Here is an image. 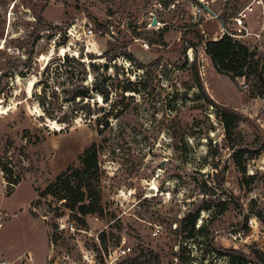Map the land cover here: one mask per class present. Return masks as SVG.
I'll list each match as a JSON object with an SVG mask.
<instances>
[{
    "label": "rangeland",
    "instance_id": "374dc122",
    "mask_svg": "<svg viewBox=\"0 0 264 264\" xmlns=\"http://www.w3.org/2000/svg\"><path fill=\"white\" fill-rule=\"evenodd\" d=\"M204 4L229 31L249 7L255 26L264 17V0H0V264H211V236L223 248L264 252V151L254 148L264 98L209 64L205 41L223 29L216 18L196 20ZM65 55L97 58L89 81L109 64L137 91L101 135L114 94L107 105L97 95L93 123L60 132L41 117L35 85ZM206 95L244 117L237 136L227 138ZM94 143L103 214L81 216L43 193ZM240 148L245 173L233 159ZM204 205L212 209L196 228L205 233H191L184 219ZM124 248L131 254L120 257Z\"/></svg>",
    "mask_w": 264,
    "mask_h": 264
},
{
    "label": "trees",
    "instance_id": "16d2710c",
    "mask_svg": "<svg viewBox=\"0 0 264 264\" xmlns=\"http://www.w3.org/2000/svg\"><path fill=\"white\" fill-rule=\"evenodd\" d=\"M220 19L226 25L225 20L222 17ZM205 52L219 74L229 77L234 82L238 79L252 82L254 95L264 98L263 56L227 34L217 40H206ZM106 58L109 62L116 59L109 60L107 56ZM95 59L97 58H90L87 62L80 56L75 58L65 55L60 63L47 64L41 80L35 85L34 98L43 113L41 117L63 127L60 132L66 131L65 127H73L78 120L93 123L94 112L98 106L97 95L102 103L107 105L114 94L117 97V103L113 106V111L105 113L103 121H99V124L103 126V129L99 131L101 135L111 125V121L107 120L110 115L113 119H119L127 112L128 105L125 101L128 93H137L136 89L130 88L132 85L130 81L122 80L121 75L112 77L104 68L102 73L92 72L89 81V71L93 69ZM21 76L24 77V75ZM196 84L204 91L199 74H196ZM206 99L221 115L227 138L237 136L238 123L245 120L244 117L228 107L215 103L208 95ZM256 146L255 152L259 155L264 151V135H257ZM246 153L245 148H240L233 154L236 166L242 173L246 171L243 163ZM99 154L100 147L96 143L92 144L79 158V165H71L61 172L43 195L63 202L62 205L66 209L81 216L103 214ZM1 169L7 175V168L4 165ZM222 205L224 207L226 203ZM211 209L210 205H204L196 213H189L186 216L184 222L191 228V233H205L204 225L198 229L196 226L201 211ZM207 235L209 236L210 233ZM208 238L211 253L216 256L212 258L211 264L215 263L216 258L226 260V264H264V252L255 246L251 248L249 254H246L236 249L217 246L212 236Z\"/></svg>",
    "mask_w": 264,
    "mask_h": 264
},
{
    "label": "built area",
    "instance_id": "2783aa9c",
    "mask_svg": "<svg viewBox=\"0 0 264 264\" xmlns=\"http://www.w3.org/2000/svg\"><path fill=\"white\" fill-rule=\"evenodd\" d=\"M252 10L253 8L249 7L245 11L239 13L234 19H232L233 23L231 31H229L225 25V28H222V34H227L234 39L239 40L241 43L249 47L252 51H255L258 55L264 57V22L260 23L257 29H252L247 22V12H251ZM209 15L210 14L207 13L204 6L196 8V20L204 17L214 18ZM250 227L252 229L257 228V221L251 220ZM242 235L243 232L238 233L239 237H241ZM119 252L120 257L128 256L131 254V248H124L119 250Z\"/></svg>",
    "mask_w": 264,
    "mask_h": 264
},
{
    "label": "crops",
    "instance_id": "0c3cea01",
    "mask_svg": "<svg viewBox=\"0 0 264 264\" xmlns=\"http://www.w3.org/2000/svg\"><path fill=\"white\" fill-rule=\"evenodd\" d=\"M211 9L214 11L213 8H211ZM214 12H216V11H214ZM251 12H254V8H253V10H252ZM247 13H248V12H247ZM261 15H262V11L259 10L258 17L261 18ZM261 19H262V20H260L259 22L256 21V26H255L253 23L250 22V20H248V16H247V22H248L249 26H250L252 29H257V28L259 27V24L264 22V17L261 18ZM207 20H214V18H213V19H212V18H208ZM257 20H258V19H257ZM205 22H206V21H205ZM222 35H223V34H221L220 36H212V37L210 36V40H217V39L221 38ZM207 60L209 61V64H210L211 59H210L208 56H207ZM211 64H212V62H211ZM212 65H213V64H212Z\"/></svg>",
    "mask_w": 264,
    "mask_h": 264
},
{
    "label": "water",
    "instance_id": "95a60500",
    "mask_svg": "<svg viewBox=\"0 0 264 264\" xmlns=\"http://www.w3.org/2000/svg\"><path fill=\"white\" fill-rule=\"evenodd\" d=\"M203 6H204L205 10L207 11V13L210 14L212 17L216 18L217 20H219L222 24V28H225V24L222 23L220 17L216 14V12H214L209 6H207L205 4ZM158 24H159L158 19L155 17L153 19L152 26H157ZM108 68H109V64H105L104 69L108 70Z\"/></svg>",
    "mask_w": 264,
    "mask_h": 264
}]
</instances>
